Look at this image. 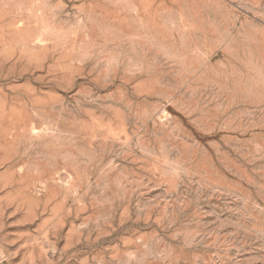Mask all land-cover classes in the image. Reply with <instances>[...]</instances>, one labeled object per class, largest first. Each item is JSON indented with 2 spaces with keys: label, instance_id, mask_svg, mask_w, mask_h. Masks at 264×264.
<instances>
[{
  "label": "rangeland",
  "instance_id": "1",
  "mask_svg": "<svg viewBox=\"0 0 264 264\" xmlns=\"http://www.w3.org/2000/svg\"><path fill=\"white\" fill-rule=\"evenodd\" d=\"M0 264H264V0H0Z\"/></svg>",
  "mask_w": 264,
  "mask_h": 264
}]
</instances>
